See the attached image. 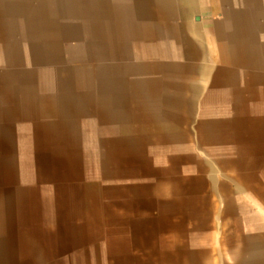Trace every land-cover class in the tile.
<instances>
[{
  "label": "crops",
  "instance_id": "crops-1",
  "mask_svg": "<svg viewBox=\"0 0 264 264\" xmlns=\"http://www.w3.org/2000/svg\"><path fill=\"white\" fill-rule=\"evenodd\" d=\"M84 214L111 264H264V0H0V264Z\"/></svg>",
  "mask_w": 264,
  "mask_h": 264
},
{
  "label": "rangeland",
  "instance_id": "rangeland-1",
  "mask_svg": "<svg viewBox=\"0 0 264 264\" xmlns=\"http://www.w3.org/2000/svg\"><path fill=\"white\" fill-rule=\"evenodd\" d=\"M75 209V205H73V210ZM75 212V211H73ZM78 221L80 222L83 231L84 232H79V233H74L71 236L72 242L69 244L72 248H78V247H84L88 248L87 246L84 245H91L90 250L85 249L82 252H73V257L75 256V258L72 260L73 263L75 264H111V260L109 258V256L107 255V252H105L106 247L105 245H107L108 249V253L110 252V241L107 242V231L108 229L111 227V220L109 219H100V227H93V228H87L85 229V226L87 224L88 221V217L87 214L78 217ZM46 228H49V224H45L44 225ZM43 228H39V231H42ZM90 229L94 232L91 235H85V233H89L86 231H90ZM38 231V232H39ZM96 232V233H95ZM31 236H26V238H30ZM33 237V236H32ZM31 237V238H32ZM34 239H37L40 242L39 243H33L34 246L39 247L38 250L34 249V254H36L37 256L34 258V260H27L24 262H28V263H37L39 262L41 263H46L48 262V259H55L53 261L56 262V264H60L61 261H63V257H60L61 255H63L65 252V250H58V248H62L65 247L66 248V242L63 240V238L59 235H54L51 238V243H49L48 245H45V242L43 239H45V236L42 235V233L39 232V234L37 236L33 237ZM86 238H89V240L91 242H89L90 244L86 243ZM107 243V244H106ZM47 247V248H46ZM56 247L57 251H53L52 249ZM52 248V249H51ZM63 251V252H62ZM78 254V255H77ZM25 255L27 257L25 258H29L31 257V253L26 252ZM56 256V257H55ZM68 261V259H66Z\"/></svg>",
  "mask_w": 264,
  "mask_h": 264
}]
</instances>
